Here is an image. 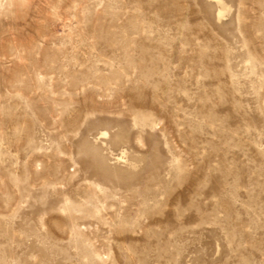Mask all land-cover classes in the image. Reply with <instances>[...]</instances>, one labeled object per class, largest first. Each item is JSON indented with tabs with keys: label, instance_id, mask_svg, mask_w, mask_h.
I'll return each instance as SVG.
<instances>
[{
	"label": "rangeland",
	"instance_id": "rangeland-1",
	"mask_svg": "<svg viewBox=\"0 0 264 264\" xmlns=\"http://www.w3.org/2000/svg\"><path fill=\"white\" fill-rule=\"evenodd\" d=\"M0 264H264V0H0Z\"/></svg>",
	"mask_w": 264,
	"mask_h": 264
}]
</instances>
